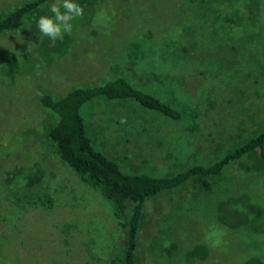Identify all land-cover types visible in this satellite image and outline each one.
<instances>
[{"label": "rangeland", "instance_id": "rangeland-1", "mask_svg": "<svg viewBox=\"0 0 264 264\" xmlns=\"http://www.w3.org/2000/svg\"><path fill=\"white\" fill-rule=\"evenodd\" d=\"M25 1L0 0V17ZM53 2L0 34V264H121L109 203L52 153L37 97L123 76L182 116L90 99L95 148L127 172L212 162L264 127V0H75L83 16L55 45L36 24ZM222 175L209 193L192 179L145 201L136 264H258L244 256L264 247V162L252 152Z\"/></svg>", "mask_w": 264, "mask_h": 264}, {"label": "trees", "instance_id": "trees-1", "mask_svg": "<svg viewBox=\"0 0 264 264\" xmlns=\"http://www.w3.org/2000/svg\"><path fill=\"white\" fill-rule=\"evenodd\" d=\"M46 0H27L0 17V34L21 27L22 18ZM188 55L195 49L186 44ZM192 59V58H191ZM108 99L131 98L141 107L157 113L168 120H179L182 112L168 101L133 87L123 76L102 83L74 87L56 98L48 93L37 97L38 106L51 117V125L45 131L52 153L79 178L97 191L109 203L113 217L124 237L121 264H136L137 237L145 201L161 192L175 189L185 182L197 180L199 191L209 193L222 180L223 171L245 155L256 152L264 162V127L240 144L226 150L209 163H193L172 174L157 175L148 172H127L92 144L87 133L80 107L97 97ZM221 184V183H220ZM42 205L50 206L52 199L45 194L37 199ZM264 231V228H263ZM260 233L264 237V232ZM244 261L264 264V247L250 250Z\"/></svg>", "mask_w": 264, "mask_h": 264}, {"label": "clouds", "instance_id": "clouds-1", "mask_svg": "<svg viewBox=\"0 0 264 264\" xmlns=\"http://www.w3.org/2000/svg\"><path fill=\"white\" fill-rule=\"evenodd\" d=\"M49 11L52 15H41L36 24L42 36L55 45L57 40H63L65 34H72V22L83 16V8L75 0H54ZM121 123H126V120L122 118Z\"/></svg>", "mask_w": 264, "mask_h": 264}]
</instances>
